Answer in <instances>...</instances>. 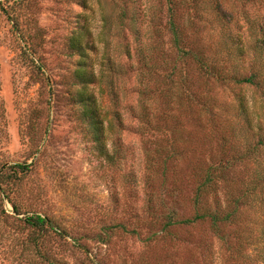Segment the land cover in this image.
Here are the masks:
<instances>
[{
	"label": "rangeland",
	"instance_id": "obj_1",
	"mask_svg": "<svg viewBox=\"0 0 264 264\" xmlns=\"http://www.w3.org/2000/svg\"><path fill=\"white\" fill-rule=\"evenodd\" d=\"M213 1L185 0L171 19L193 49L247 75L264 41V0H222V15ZM168 19L165 0H0V264H202L198 239L202 249L210 243L213 264H246L227 260L234 228H224L226 244L206 222L154 234L161 220L148 201L164 191L149 164L161 166L155 149L169 148L182 123L166 75L184 65L191 89L203 88L195 65L172 47ZM208 88L221 101L242 95L254 124L261 119L256 88ZM86 105L103 123L97 141L81 115ZM190 117L186 148L203 135ZM103 148L116 151L114 162ZM18 163L28 168L13 174ZM178 168L183 175L187 167ZM191 189L182 185L177 198L186 215ZM254 209L245 210L249 223L264 221V202ZM32 214L53 227L39 232L25 221ZM251 247L246 254L264 249Z\"/></svg>",
	"mask_w": 264,
	"mask_h": 264
},
{
	"label": "trees",
	"instance_id": "obj_2",
	"mask_svg": "<svg viewBox=\"0 0 264 264\" xmlns=\"http://www.w3.org/2000/svg\"><path fill=\"white\" fill-rule=\"evenodd\" d=\"M165 1L168 4L167 27L171 45L179 53L183 64L189 60L195 65L196 77L203 81V88L198 86L191 89L184 65L171 67L170 73L166 75L170 87L177 85L182 123L177 120L178 126L170 130L172 141L169 148L155 149L161 166L149 164L154 171L158 172L159 169L157 175H160L161 183L158 188L164 191L163 195L155 193V199L148 201L147 209L161 220V227L154 234L165 237L171 235L175 227L195 228L206 222L209 231L218 234L226 244L229 240L232 242L231 236L223 230L225 227L234 228L235 253L228 255L227 260L233 258L237 263L264 264L263 248L253 255L245 252L252 244L257 247L264 246V221H254L252 218L250 224L245 218L246 209L255 211V206L258 207L260 202H264L263 197H260L264 192V106L261 108V119L254 124L242 95L234 93L229 99L221 101L216 92L212 93L208 88L210 81L222 85L233 81L239 87L251 86L259 91L264 105V41L257 42L256 48L260 51L256 52L257 57L252 62L253 67L249 74H242L236 71L237 68H233V72L229 71V67H226L229 65L225 66L220 59L214 60L202 51L193 49L185 40V33L178 22L171 19L177 14L178 4L185 0ZM213 4L221 15L227 11L222 0H214ZM72 48L82 51V47L73 45ZM243 52V48L237 49V54ZM175 72L174 79L171 75ZM77 101H80L79 95ZM193 113L196 127L203 135L195 146L186 148L185 144L188 142L184 139H189L188 136L191 135L187 122ZM81 115L88 121L92 138L97 141L103 136V123L95 119L94 112L88 105L84 106ZM213 128L217 131L216 139H212ZM101 153L106 160L115 161L116 151L112 153L103 148ZM183 164L187 168L181 175L178 166L182 167ZM11 168L14 169L13 174H17L26 170L28 165L18 163ZM240 171L243 174H238ZM6 176L0 174V184ZM184 184L192 188L190 215H186L183 209L176 206L181 186ZM13 208L17 211L15 204ZM25 221L39 232L46 227H53L51 220L37 214L27 216ZM254 232L258 235H254ZM196 244L199 245L200 254L202 253V264H213L210 243L204 245V249L202 239H198Z\"/></svg>",
	"mask_w": 264,
	"mask_h": 264
}]
</instances>
